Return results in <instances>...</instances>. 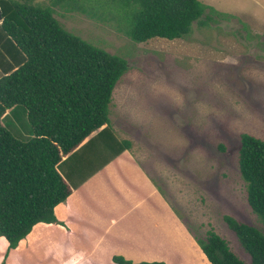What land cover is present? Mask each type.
<instances>
[{
    "label": "rangeland",
    "instance_id": "374dc122",
    "mask_svg": "<svg viewBox=\"0 0 264 264\" xmlns=\"http://www.w3.org/2000/svg\"><path fill=\"white\" fill-rule=\"evenodd\" d=\"M200 1L203 14L185 37L143 42L130 40L114 15L90 11L104 8L101 0H61L53 6L67 31L127 64L111 92L108 118L115 136L130 142L116 159L129 151L133 164H107L75 188L63 208V216L66 211L92 223L104 252L99 262L116 254L133 261L208 264L200 251L177 243L166 206L186 238L195 242L212 230L245 264L248 255L223 215L264 234L246 203L236 162L240 133L264 140V0ZM0 123L18 140L32 137L21 105L6 110ZM51 226L37 224L11 251L19 264H54ZM61 252L58 259L70 264L99 263L74 247Z\"/></svg>",
    "mask_w": 264,
    "mask_h": 264
},
{
    "label": "trees",
    "instance_id": "16d2710c",
    "mask_svg": "<svg viewBox=\"0 0 264 264\" xmlns=\"http://www.w3.org/2000/svg\"><path fill=\"white\" fill-rule=\"evenodd\" d=\"M47 1L0 0V118L21 105L32 132L21 141L0 123V236L7 242L5 253L36 224H57L54 207L130 147L129 140L114 135L108 118L111 92L127 69L125 59L67 31L53 16V6L61 0ZM101 1L104 8L90 11L117 17L134 42L183 38L205 9L200 0ZM236 162L246 203L264 227V140L240 133ZM222 218L249 264H264V234L230 215ZM194 241L208 264H245L212 230ZM111 260L164 264L132 263L119 255Z\"/></svg>",
    "mask_w": 264,
    "mask_h": 264
},
{
    "label": "crops",
    "instance_id": "0c3cea01",
    "mask_svg": "<svg viewBox=\"0 0 264 264\" xmlns=\"http://www.w3.org/2000/svg\"><path fill=\"white\" fill-rule=\"evenodd\" d=\"M123 151H121V152H123ZM120 153H118L111 160H109L107 163H105L97 171L101 170L103 167H105L109 163H112L113 165L117 164V166H120L123 164L125 165L127 163L133 164L132 159H131V157H133V156L129 155V151H128V154L126 153L124 156L119 158L120 160H117L116 157L118 155H120ZM97 171L92 173L89 177H91ZM141 178H142L143 183L145 185H147V180L143 176H141ZM87 179H85L82 183H84ZM82 183H80L77 187H79ZM77 187H75V188H77ZM75 188L72 189L71 193L67 197H69L73 193ZM147 188H148L147 190H149L150 192L152 191L151 190L152 188L150 186L147 185ZM67 197H66V200L62 204H60V203L57 204L53 210V213H55V212L59 213L60 217L57 218V220L63 219L64 223H61V224L50 223V224H53V226H51V228H50V234H51L53 240L54 241L56 240V245H57V253L56 254L51 253L50 257L53 259L54 264H70V262L64 258L58 259V256H61L62 254H64L63 252H61V249H70L71 247H74L77 251L81 252L82 254H89L90 256L96 258L97 261L99 262V257L101 255H104V254H102L104 252L101 249L98 250V239L96 238V232L92 228H89V226L92 223L86 222L81 216H78V215L74 216V215H72L66 211H65L66 215L63 216V212H64L63 208H65V209L67 208ZM59 205H61L62 208L57 209L59 207ZM56 209H57V211H56ZM164 210L168 211V212H166V214L169 216L168 222L171 225L170 228H172V230L175 229L174 235L177 238V243L180 244L182 248L190 247L195 252L200 251L198 246L196 247V244H195V242H193V240L186 238L187 236H185L186 235L185 230H183V228L180 226V224L178 223V220L172 214V211H170L167 206ZM38 224H42V223H38ZM50 224H42V225H44V227H48ZM167 225H168V223H167ZM35 226H33V228ZM32 229H31V231H32ZM29 233L24 237L23 240H21L18 243V245L15 248L9 249L7 251V253H5L6 247H7V242L5 241V239L2 236H0V264H7V262H10V264H19V261L17 259V257L19 255L17 254L15 256V253H13L11 251H15L16 249H18L20 247V245L24 244ZM48 233H49V230L46 231V234H48ZM75 236L77 238L76 245L73 242V238ZM88 237H91V238H88ZM178 238H180V240ZM173 239L175 241V238H173ZM128 245L130 247H132L130 243ZM139 246L140 245H138V247ZM106 247H108V246H106ZM199 254L203 257L201 252H199ZM48 255H49V253H48ZM113 255H116V254H112L110 257L107 255L108 257H107L106 262H99L98 264H116L111 260V257ZM119 256L123 257L125 260L131 261L132 263L140 262V261L130 260V259H128L122 255H119ZM44 257H46V256H44ZM141 261H144V260H141ZM151 261H161L165 264V262L162 260H151ZM146 262H150V261H146Z\"/></svg>",
    "mask_w": 264,
    "mask_h": 264
}]
</instances>
